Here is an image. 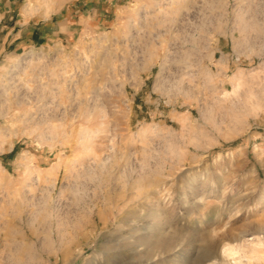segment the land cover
Returning a JSON list of instances; mask_svg holds the SVG:
<instances>
[{"label": "rangeland", "instance_id": "rangeland-1", "mask_svg": "<svg viewBox=\"0 0 264 264\" xmlns=\"http://www.w3.org/2000/svg\"><path fill=\"white\" fill-rule=\"evenodd\" d=\"M16 1L12 20L0 8V264H147L132 248L155 233L176 251L156 264L218 237L228 264H264V0H125L32 46L12 26L53 0Z\"/></svg>", "mask_w": 264, "mask_h": 264}, {"label": "crops", "instance_id": "crops-1", "mask_svg": "<svg viewBox=\"0 0 264 264\" xmlns=\"http://www.w3.org/2000/svg\"><path fill=\"white\" fill-rule=\"evenodd\" d=\"M0 3L2 15L12 20L15 10L19 8L17 1L0 0ZM122 3H125V0H53L52 11L29 13L21 21H16L12 29L15 25L24 28L20 41L23 45H45L63 33H70L69 29L76 22L75 18L95 13L106 19L108 13Z\"/></svg>", "mask_w": 264, "mask_h": 264}, {"label": "bare ground", "instance_id": "bare-ground-1", "mask_svg": "<svg viewBox=\"0 0 264 264\" xmlns=\"http://www.w3.org/2000/svg\"><path fill=\"white\" fill-rule=\"evenodd\" d=\"M103 158L107 160L106 157L103 156ZM108 159H109V157H108ZM106 160H104V163H105ZM99 162H100V160H99ZM156 205H157V213L159 214L158 215V217H159L158 219L161 220L162 218L160 217V215H161V213H163L164 210H163V208L160 209L161 203H157ZM165 207H167V206H165ZM185 214L186 213H181V217L183 218L185 216ZM157 231H159V230H157ZM160 232H163V231H160ZM147 234L149 235V232H147ZM155 234L157 236H154V237L152 236L150 238H147V239H149V244H148L149 246L148 247L146 246L147 249L146 248H143V249L142 248H138L140 245H142L144 243L143 242L144 238L142 236H140V235L138 237L139 239H137V241H136L137 244L135 245L134 248H132V251H134L135 255L136 254L137 255L138 254L141 255V253L143 254V256H140L139 258H141V259L143 258L146 263L148 262L147 264H156L155 261L157 259H162V260L165 261V260H168L169 258L171 259L172 256H176V251L174 249V247H175L174 239L175 238L173 237L174 238L173 239V238H168V237H165V236L163 237L162 233L159 234V235L157 233H155ZM256 241H258V240H256ZM145 243H146V241H145ZM212 243H211V245H212ZM143 245H145V244H143ZM211 245H209V246H211ZM253 245L256 246V248L251 249L250 252L247 253L246 255L244 254L245 257L248 260L252 259V258L259 259L262 256L259 253V247L261 245H263V242L259 240L258 242H255ZM257 248H258V250H257ZM235 250H236V248H235L234 245H232L229 242L224 241V239H222L221 237H218V239L215 240L214 244L211 247L207 246V249L203 252V254H202L203 256L202 257L201 256H197L191 262L182 261V262H179V264H218V263H220V264H228L229 263V258L232 257L235 254Z\"/></svg>", "mask_w": 264, "mask_h": 264}]
</instances>
